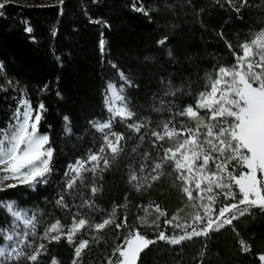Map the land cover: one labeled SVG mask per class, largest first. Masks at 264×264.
Segmentation results:
<instances>
[{"label": "trees", "instance_id": "1", "mask_svg": "<svg viewBox=\"0 0 264 264\" xmlns=\"http://www.w3.org/2000/svg\"><path fill=\"white\" fill-rule=\"evenodd\" d=\"M0 11V61L4 64L0 73V128L10 122L17 100L27 99L33 108L42 102L45 111L39 131L49 136L54 150L46 184L0 191V202L39 208L44 211L39 216L40 229L54 217L63 221L65 232L72 224V215L85 216L93 225L108 218L119 224L126 217L127 223L119 229L111 224L99 232L87 226L79 232L78 238L89 240L80 264H108L110 258L116 262L114 249L123 245L134 229L158 243L143 250L138 264H261L258 256L264 253V210L249 208L231 226L171 248L156 239L159 232L182 234L175 223L199 230L192 220L201 212L193 207L199 201L189 202L184 194L166 190L144 201L142 191L129 183V176L131 170L144 186L153 183L152 168L161 161L162 148L175 142L166 138L154 146L150 132H162V124L169 120L170 128L195 127V121L176 114L188 105L195 108L199 94L210 90L208 77L215 79L219 67L235 64L233 53L241 54L240 45L264 30V0H247L246 6L241 0L231 4L227 0H63V4L53 5L12 1ZM96 20L106 21L110 27L92 22ZM26 27L32 32L27 33ZM165 37L166 42L160 44ZM101 39L105 41L103 52ZM121 73L130 83L120 78ZM108 83L126 87L127 105L135 113L130 120L144 121L145 127L137 133L127 126L133 122L115 118L111 131L123 135L122 151L115 159L109 157L110 166L99 176L86 172L68 192L65 173L69 165L104 146V133L91 122L111 119L105 106ZM199 114L208 120L207 110L200 109ZM92 187L98 189L95 195ZM61 196L67 207L57 205ZM239 198L238 193L235 200L221 195L215 207L218 210ZM85 201L94 207L83 206ZM156 205L171 219L178 218L173 225L166 224L167 215L160 216ZM11 226L10 214L0 207V229ZM240 240L250 246V252L241 251ZM3 243L0 235V246ZM44 246L46 252L38 264H49L52 257L71 264L72 250L63 241Z\"/></svg>", "mask_w": 264, "mask_h": 264}, {"label": "snow or ice", "instance_id": "2", "mask_svg": "<svg viewBox=\"0 0 264 264\" xmlns=\"http://www.w3.org/2000/svg\"><path fill=\"white\" fill-rule=\"evenodd\" d=\"M11 2L12 0H0V10ZM227 2L231 4L232 0ZM60 3L63 4V0H60ZM241 4L246 6L247 0H241ZM135 10L144 12L143 8ZM235 10L239 12L240 8L236 7ZM147 14L145 12V15ZM2 15L3 12L0 11V16ZM92 22L110 27L106 21ZM25 31L31 33L32 28L26 27ZM166 40L165 37L159 43L164 44ZM104 46L105 41L101 39L99 47L102 52ZM228 48L232 49V45L229 44ZM240 50L241 54L233 53L235 64L231 67H219L215 79L208 77L210 90L199 94L195 101L196 107L188 105L176 114L195 121L194 128L184 126L180 129L175 126L170 128L169 124L172 121L169 120L162 124V132H150L151 137L154 138V146L166 138L175 142L171 147L162 148L161 161L155 163L152 168L154 173L151 175L152 181L160 179L161 169L165 164H171L173 171L169 175H175V182H179L180 190L189 202L199 201L198 204H193V207L203 212L201 215V212L197 211L192 217L194 225H204L199 230L192 225L181 223L173 225V220L178 219L177 217L167 220L166 224L180 229L182 234L166 235L161 231L156 238L159 241L179 245L193 237H207L210 232L231 226L233 221L245 215L249 208L258 207L264 210V30L254 34L250 42L242 43ZM3 71L4 64L0 61V73ZM120 78L125 83H130L122 73ZM11 84L12 82L9 81L10 86ZM46 88L47 85L45 90ZM123 90V85L119 89L113 83L106 85L105 106L111 119L103 123L91 122L97 131L104 133V146L97 153L89 154L86 159L77 160L75 164L69 165V171L65 173L67 190L73 189L78 180H83V173L90 172L95 175L107 169L110 166L109 157L115 159L122 151L120 142L124 137L111 131L112 121L117 117L122 121L128 120L135 115L127 107L122 95ZM168 95L175 93L169 92ZM116 101L120 102L119 106H116ZM21 108L24 110L21 111ZM200 109L207 110L209 117L207 121L200 116ZM44 111L45 106L42 102L37 108H33L29 100L19 99L10 122L5 128H0V191L18 185L34 188L36 184L47 183V177L52 173L51 161L54 150L50 146L49 136L39 131ZM68 119L67 116L64 117L65 122H68ZM127 126L139 133L141 128L145 127V122H133ZM210 164L214 165L211 170ZM230 165L231 171H229ZM140 171L143 172V167ZM9 180L12 183H6ZM129 183H132L137 191L144 187L135 172L131 170ZM234 188L236 191L233 190ZM90 191L95 195L98 189L92 187ZM193 191L197 193L195 197ZM237 193L240 197L238 202L222 204L218 210L216 209L215 204L219 196L235 200ZM56 203L60 207H67L62 196ZM240 205L244 207L241 208ZM83 206L90 209L94 207L89 201H85ZM0 207L10 214L14 225L11 232L0 229V235L7 241H13L15 238V246H0V264H8V262L19 264L21 258L31 264H38L40 256L46 252L44 244L37 245L31 254H26L21 245L25 244L29 233L25 231L21 234L15 231L18 222H22L25 228L31 229L34 234L35 214L28 216L26 212L17 210L10 202H0ZM115 211L113 209L112 216L115 215ZM155 211L160 216L167 215L159 205L155 206ZM126 223V217L119 224L108 218L94 225L89 224L84 218L74 217L72 225L66 232L57 220L45 230L44 237L57 242L65 237L69 244H75L71 264H80L82 251L89 246V240L81 239L76 243L74 237L78 232L86 226L90 230L99 232L111 224H115L119 229ZM189 227L192 228L191 231H188ZM21 235L23 238H20ZM155 242L142 236L139 229H134L125 238L124 244L114 249L112 255H118L116 264H138L140 253ZM239 244L242 252L251 251L245 241L240 240ZM258 259L264 264V253L259 254ZM50 264H60V261L52 257ZM108 264H113L111 258Z\"/></svg>", "mask_w": 264, "mask_h": 264}, {"label": "rangeland", "instance_id": "3", "mask_svg": "<svg viewBox=\"0 0 264 264\" xmlns=\"http://www.w3.org/2000/svg\"><path fill=\"white\" fill-rule=\"evenodd\" d=\"M12 1H16V2H22V3H26V4H42V5H53V4H57V3H60V0H12ZM104 49H105V46H104ZM103 49V50H104ZM258 70V69H257ZM116 85V84H115ZM117 89H119L121 86H117ZM123 92H122V95L124 96L125 98V102L127 104V98H126V87L124 86L123 87ZM24 99V98H23ZM120 105V102L119 101H116V106H119ZM128 107V105H127ZM129 108V107H128ZM24 109L21 108V111H23ZM118 118V117H117ZM115 121V120H113ZM124 121H129V122H133V120H124ZM214 165L210 164L209 165V169H213ZM173 169H172V166L171 164H165L164 167L161 169V175H160V179L157 180V181H153L152 184L149 185H146L144 187L141 188V191H142V199L144 201L148 200L152 195H155V194H159L160 190L162 191H172V192H176V193H179L181 194L182 196V192L180 190V184L179 182H175V175H169L170 173H172ZM85 173H83L84 175ZM100 175V172H97L94 176H99ZM79 181V180H78ZM77 181V182H78ZM80 182V181H79ZM6 183H12L11 180L7 181ZM75 187V185H74ZM73 187V189H74ZM194 187V185H193ZM73 189L71 190H67L68 192L69 191H72ZM197 195V193L195 191H193V196ZM170 196V194H169ZM64 199V198H63ZM14 204V203H13ZM16 209L17 210H20L22 212H26L28 214V216H32L33 214H35V217H36V221H35V231H34V234L32 232L31 229H28V228H25V226L23 225L22 222H18V227H15V231L17 232H20L21 234H23L25 231H28L29 235H28V238H27V241L25 242V244L21 245L23 251L26 253V254H31L34 250V248L39 245V244H47V243H52V242H57V241H50L49 239L45 238L44 237V233H45V230L53 223H55L58 219H55L54 217H51L48 219L49 223L45 224L44 227H42L40 229V221H39V216H41V214L44 213L43 210L39 209V208H34V207H26V208H23V207H20L16 204H14ZM216 205V204H215ZM244 205H240L241 208H243ZM175 207H172L170 208V211H172ZM201 210V209H200ZM154 211V210H153ZM81 214H84L83 212H80ZM201 215H203V212L201 210ZM76 218V219H79V218H86L85 216H82V215H79V216H74L72 215V223H73V218ZM12 218V217H11ZM172 217L171 215H167V220H170ZM215 218V216H214ZM13 220V218H12ZM60 221V224L61 226L64 228V225H63V221L62 220H59ZM72 225V224H71ZM70 225V226H71ZM194 226H204L203 224H199V225H194ZM14 229V225L12 223V226L10 228H7L5 229L6 232H11L12 230ZM86 230V227L85 229H83L82 231ZM78 234L79 232L76 234V236L74 237V240L76 243L79 242V240H81V238H78ZM166 234V232H165ZM168 235V234H166ZM2 236V235H1ZM3 237V236H2ZM20 238H23V236L21 235ZM83 239H86V238H83ZM148 239V238H147ZM195 238L193 237L192 239L190 240H185L183 241L181 244L179 245H170L168 244L167 242L165 241H160V242H164L166 243V245H168L169 247L171 248H174V247H181L185 244H187L188 242H191L193 241ZM149 240H152V239H149ZM63 241V243L68 246L69 248H71L72 250V255H71V262L73 260V255H74V247H75V244H69L66 240V238H61L57 243H61ZM155 241V240H154ZM159 242V243H160ZM158 243L155 242L153 244L150 245L153 246L152 248H154V246H156ZM31 245V246H29ZM2 246H8V247H13L15 246V238L13 241H7V240H4V243ZM126 246V245H125ZM85 250V249H84ZM84 250L82 251V254H81V258H80V262L82 263V259H83V253H84ZM154 250V249H153ZM143 252V251H142ZM141 252V253H142ZM140 253V255H141ZM42 256V255H41ZM41 256L39 258V261L41 260ZM140 257V256H139ZM56 259H58L60 261V259L58 257H55ZM21 261H26L24 258H21ZM26 262H29V261H26ZM8 264H12V262H8ZM49 264H50V261H49ZM60 264L61 261H60ZM113 264H116V262H114Z\"/></svg>", "mask_w": 264, "mask_h": 264}]
</instances>
